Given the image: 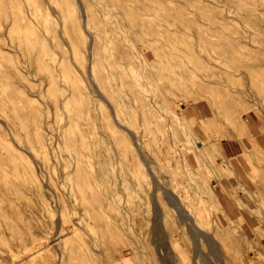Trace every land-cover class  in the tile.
Segmentation results:
<instances>
[{
	"label": "rangeland",
	"instance_id": "1",
	"mask_svg": "<svg viewBox=\"0 0 264 264\" xmlns=\"http://www.w3.org/2000/svg\"><path fill=\"white\" fill-rule=\"evenodd\" d=\"M80 1L0 0V264L40 237L43 253L16 264H194L186 238L183 261L168 256V190L187 210L204 202V230L222 220L237 236L202 241L214 264H264V12L247 21L232 0H89V21ZM212 14L227 17L214 37ZM73 138L90 152L81 174ZM121 171L144 183L135 196Z\"/></svg>",
	"mask_w": 264,
	"mask_h": 264
},
{
	"label": "bare ground",
	"instance_id": "2",
	"mask_svg": "<svg viewBox=\"0 0 264 264\" xmlns=\"http://www.w3.org/2000/svg\"><path fill=\"white\" fill-rule=\"evenodd\" d=\"M52 1V0H51ZM212 3H214L215 0H208ZM233 3H235V13L236 15L242 19V20H252L253 17H256L260 14H262V12H264V9H262L257 0H232ZM24 2V1H23ZM37 2V1H36ZM43 2V1H42ZM77 2V0H76ZM81 8H82V11L84 12L85 15H87V17L89 18V21H96V18H95V13H93L90 9V3H89V0H81ZM79 2V3H80ZM109 2V1H108ZM78 3V2H77ZM116 3V2H115ZM37 5H39V7H42V4L37 2ZM78 5V4H77ZM48 6V5H47ZM119 6V5H118ZM80 7V6H79ZM97 7V6H96ZM204 7L202 1H200V4H199V9L201 10L202 8ZM44 8V7H43ZM79 9V8H78ZM98 9V8H97ZM71 10V9H70ZM15 11V10H14ZM27 11V10H26ZM25 11V12H26ZM40 11V10H38ZM80 11V10H79ZM101 11H102V14H108L109 13V10L107 8H103L101 7ZM81 13V12H80ZM23 15V14H22ZM114 15V14H113ZM112 15V16H113ZM213 15V14H212ZM210 16L209 19L211 21V26L209 27V30H208V35L210 37H214L216 35V31H217V28L219 27H222L225 25L224 21L227 19V17H225L224 15H221V16H218V15H213V16ZM20 16V15H19ZM40 16V15H39ZM41 16H43L41 14ZM115 16V15H114ZM49 17V16H48ZM39 18V17H38ZM84 18V17H83ZM115 18V17H114ZM200 18L202 21V15H200ZM192 19V18H191ZM7 20V19H6ZM23 20V19H22ZM84 21V20H83ZM2 22V21H1ZM202 26L199 25V29H201ZM6 29V28H5ZM83 29V27H82ZM99 29V28H98ZM97 29V30H98ZM31 30V29H30ZM2 32V31H1ZM20 32V31H19ZM100 32V29L98 31H96V33L94 34H91L90 36L93 37L92 38V51L93 52H96V50L98 49V36H99V33ZM129 35V34H128ZM89 36V35H88ZM89 36V37H90ZM90 39V38H89ZM199 39L202 41L204 40L205 38L203 37V35L201 34V31H199ZM209 43H212L211 41H209ZM10 45V44H9ZM13 45V44H12ZM60 45V44H59ZM50 46V45H49ZM88 47V46H87ZM104 47V46H103ZM119 47V46H118ZM1 48V47H0ZM3 48V47H2ZM60 49V48H59ZM58 49V50H59ZM8 50V49H7ZM57 50V51H58ZM64 50V49H63ZM66 51V50H65ZM86 51V50H85ZM9 52V51H8ZM62 52V51H61ZM3 54V53H2ZM64 54V53H63ZM66 54V52H65ZM61 55V53H60ZM121 55V54H120ZM68 56V55H67ZM71 56V54H70ZM8 57V56H7ZM11 57V56H10ZM66 57V56H65ZM18 58V57H17ZM60 58V57H59ZM69 58V57H68ZM24 59V58H23ZM64 59V58H63ZM70 61V60H69ZM110 61V60H109ZM127 61V60H126ZM91 62V61H90ZM92 63H95V60L93 59ZM182 66L181 65V69H182ZM86 67V66H85ZM184 71H185V66L183 67ZM87 69V68H86ZM75 70V69H74ZM81 70V69H80ZM21 71V70H20ZM85 72L87 70H84ZM94 71V70H93ZM183 71V72H184ZM187 70L184 72L186 73ZM36 73V71H35ZM223 73H226L228 74V70L225 69L223 70ZM23 74V73H22ZM71 74V73H70ZM96 74V73H95ZM40 75V74H39ZM88 75V74H86ZM186 75V74H185ZM25 77V76H24ZM28 77V76H27ZM42 77V76H41ZM60 77V76H59ZM90 80V79H89ZM96 80L100 82V85H102V83L104 82V76L103 75H99L98 77H96ZM22 81V80H21ZM126 81V80H125ZM16 83V82H15ZM122 83V82H121ZM45 85V84H44ZM44 88V87H43ZM131 88V87H130ZM133 90V89H132ZM7 91V90H6ZM31 91V90H30ZM33 91V90H32ZM15 93V92H14ZM25 93V92H24ZM17 94V93H16ZM8 95V94H7ZM29 95V94H27ZM74 95V90H72L68 96H73ZM23 96V95H21ZM26 96V95H25ZM103 96V95H102ZM106 96V95H105ZM108 96H111V93L108 94ZM2 97V96H1ZM10 97H14V96H10ZM30 97V96H27V98ZM35 97V96H34ZM56 97V96H55ZM104 97V96H103ZM3 98V97H2ZM36 98V97H35ZM79 98V97H78ZM102 98V97H101ZM106 98V97H105ZM9 99V98H7ZM14 99V98H13ZM12 99V100H13ZM22 99V98H21ZM55 99V98H54ZM59 99V98H58ZM108 98H106L105 100H107ZM110 99V98H109ZM2 101L0 102L2 104L3 99H1ZM11 100V99H10ZM24 101V100H23ZM32 101V99H31ZM35 101V100H34ZM58 101V100H57ZM108 101V100H107ZM111 101V100H110ZM15 102H16V99H15ZM106 102V101H105ZM24 103V102H23ZM28 104V102H26ZM59 103V101H58ZM108 103V102H107ZM0 104V105H1ZM14 104V103H13ZM26 104V105H27ZM5 105V104H4ZM17 105V104H15ZM52 105V104H51ZM109 105V104H108ZM18 107H20V105H17ZM15 106V107H17ZM1 107V106H0ZM13 107V106H12ZM31 107V106H30ZM29 107V108H30ZM101 107V106H100ZM229 107V106H228ZM4 108V106H3ZM103 108V107H102ZM2 109V108H1ZM22 109V108H20ZM18 109V110H20ZM28 109V108H27ZM110 109V108H109ZM23 110V109H22ZM30 110V109H29ZM33 112H34V109H32ZM58 110V108H57ZM230 112L233 111L231 109V107L229 108ZM17 111V109H16ZM77 111V114L80 115L81 113V110H79V108L76 109ZM23 112V111H22ZM22 112L20 111V113L22 114ZM29 112V111H28ZM58 113V112H57ZM114 113V115H113ZM111 113L114 118L113 120H115L114 122H116V119L117 118V109L114 108V112ZM17 114V112L15 113ZM19 114V113H18ZM34 114V113H33ZM233 114V113H232ZM20 115V114H19ZM34 116V115H33ZM32 116V117H33ZM36 116V115H35ZM19 117H22V116H19ZM37 117V116H36ZM142 117L144 118V113L142 112ZM141 117V118H142ZM25 118V117H24ZM110 118V117H109ZM119 118V117H118ZM142 118V119H143ZM21 119V118H20ZM27 119V118H26ZM31 119V118H30ZM38 119V118H37ZM147 119V118H146ZM76 120V119H75ZM74 120V121H75ZM4 121V120H3ZM39 121V120H38ZM83 121V120H82ZM142 121H145V118L142 120ZM20 122V121H19ZM81 122V120H80ZM146 122V121H145ZM4 123V122H3ZM87 123V122H86ZM118 123V122H117ZM21 124V123H20ZM37 124H40V123H37ZM36 124V126H37ZM42 124V123H41ZM80 124V123H79ZM108 124V123H107ZM23 124H21L22 126ZM6 126V125H5ZM20 126V127H21ZM88 127V126H87ZM105 127V126H104ZM121 127V126H120ZM125 127V125H124ZM183 127V126H182ZM23 128V127H22ZM128 128V127H126ZM25 129V128H24ZM40 129V126L39 128ZM82 129V128H81ZM80 129V130H81ZM129 129V128H128ZM19 130V129H18ZM135 130V129H134ZM133 132V131H132ZM131 131H129L128 133H132ZM84 133V132H83ZM133 134V133H132ZM55 135V134H54ZM108 135V134H107ZM131 135V134H130ZM64 137V136H63ZM38 140H40V135L38 137H36ZM57 138V137H56ZM135 138V137H134ZM12 139V138H11ZM36 139V140H37ZM46 139V138H45ZM120 139V138H119ZM29 140V139H28ZM117 138H115L114 136L111 137V142L112 141H116ZM153 140V139H152ZM189 140V139H188ZM192 140V139H191ZM76 139L73 138V142H74V147H73V151L75 152V154L77 155L76 156V162H77V167H76V171H78V173H83L85 172V169L86 171L87 168L83 167L81 165V162H82V159L79 158L80 155L82 154V151L83 149H85L87 152H85V155L86 156H90V152L88 151L87 149V146H84L82 144H76ZM119 141V140H117ZM54 142V141H53ZM166 142V141H165ZM190 142V140H189ZM27 143V142H26ZM41 143V142H40ZM135 143V142H134ZM16 144V143H15ZM35 144H36V141H35ZM17 145V144H16ZM29 145V144H28ZM31 146V145H30ZM165 147V146H164ZM46 149V148H45ZM170 150V149H169ZM26 151V150H25ZM37 151V150H36ZM28 152V151H27ZM29 152H30V149H29ZM169 152V151H168ZM29 154V153H28ZM84 154V153H83ZM33 156V155H32ZM50 158V157H48ZM87 158V157H86ZM81 159V160H80ZM51 160V159H50ZM23 161V160H22ZM114 157H108L104 162H103V166H104V169H105V172H107L108 169H111L112 165H114ZM75 162V163H76ZM72 163V162H71ZM159 163V162H158ZM170 163V162H169ZM149 165V164H148ZM147 165V168L149 167ZM86 166V165H85ZM91 166V165H90ZM111 166V167H110ZM227 167H231V164L230 163H227L225 165ZM162 167V166H161ZM7 168V167H6ZM128 169H131V167H127ZM151 168V166L149 167V169ZM8 169V168H7ZM90 169V168H89ZM150 172H151V176L154 178V179H157V177L155 176V174L153 173V171L150 169ZM221 175H224V173L221 171L220 172ZM15 175V174H14ZM4 177V176H3ZM108 177V175H107ZM5 178V177H4ZM108 179V178H107ZM115 180H117V178H114ZM118 179L121 181L122 185L125 186L128 190H127V194L128 196H135L137 193H138V189H141L142 188V185H144V183L139 180V178H134L135 180L131 181L129 180V177L127 176V174H125L123 171L120 172V178L118 177ZM83 182V181H82ZM156 182V181H155ZM159 182V181H158ZM176 182V181H175ZM160 183V182H159ZM82 184V183H81ZM94 184V182L92 183V185ZM155 184V183H154ZM160 185V184H159ZM69 186V185H68ZM85 186V184H84ZM161 187V185H160ZM51 188V187H50ZM53 190V189H51ZM97 191V190H95ZM165 191V190H164ZM166 192V195H169V198H167V201L169 204L175 206L177 212H178V215L175 216V220H176V226L172 229H170L168 232H164L162 234V237L164 236V238H166L167 240V246H166V249L167 250H170V255H168L169 257L170 256H178L180 257V259L182 260L181 258V254H180V250H179V243H180V240L181 239H184L186 238V244H188V250L192 251L193 253V260H194V264H199V260L200 262L204 263V264H214L212 259H211V252H212V247L216 246V244L218 243L217 240V237H221V236H226V237H229V239L231 240V242L237 246L238 242H237V236L236 235H233L231 232H229L228 230L226 229H223L224 227H222V220H214V224L213 226H211L210 230L206 231L204 230L200 225H199V221L200 219H205L206 218V215L204 213L207 214V209L204 207V202L201 200L199 202V204L196 205V207L194 208H190L187 210V208H185V206L187 204H190L187 203L186 205L179 199L177 198V196L171 194L168 191H165ZM90 199V198H89ZM187 201V200H186ZM166 202V201H165ZM171 205H169L170 207H172ZM185 205V206H184ZM190 207V205H188ZM192 206V205H191ZM167 206V208H170ZM187 207V206H186ZM97 208V207H95ZM174 207L172 209H175ZM89 209V208H88ZM91 210V209H90ZM89 210V211H90ZM151 210V209H150ZM88 211V210H87ZM92 211V210H91ZM65 212V211H64ZM71 212V211H70ZM223 212V211H221ZM220 212V213H221ZM90 213V212H89ZM157 214H159L158 211H156ZM91 214V213H90ZM209 214V213H208ZM176 215V214H175ZM90 217V216H89ZM88 217V218H89ZM92 217V216H91ZM1 218V217H0ZM94 218V217H93ZM230 219V218H229ZM1 220V219H0ZM93 220V219H92ZM97 220V219H96ZM231 221H233L232 219H230ZM69 222V221H68ZM100 222V221H99ZM3 223V221H2ZM236 223V222H235ZM71 224V223H70ZM237 224V223H236ZM65 225V224H64ZM240 225V224H239ZM238 226V225H237ZM61 227V226H60ZM56 231V230H55ZM72 232V231H70ZM12 233V232H11ZM114 235V234H113ZM107 236V235H106ZM80 238V237H79ZM78 238V239H79ZM55 239V238H54ZM217 239V240H216ZM203 240H205L208 244L211 245V248L209 251H206L204 248H203ZM44 241H47V239L45 240V238L42 240L41 237L38 239H35V240H32V242L29 244L28 242L24 241L21 245V248L16 250V252H12L10 253L12 255V261H14V264L16 263H19L23 257H26L28 256L29 258H33V257H36L40 254L43 253V251L45 250V243ZM217 242V243H215ZM221 243V242H220ZM222 245V244H221ZM73 246V245H72ZM77 246V245H76ZM218 246V245H217ZM78 247V246H77ZM223 247V246H222ZM224 249V248H223ZM69 250V249H68ZM214 250V249H213ZM220 250V248H219ZM261 250V249H260ZM73 251V250H72ZM219 252V251H218ZM71 253V250L70 252H68V254ZM74 253V252H73ZM260 255V258H264V253H261L259 252L258 253ZM69 256V255H68ZM72 256V255H71ZM74 256V255H73ZM167 256V257H168ZM67 257V255H66ZM11 258V256H10ZM59 258V257H58ZM124 259H117V264H122L124 262ZM198 260V261H197ZM237 260V259H236ZM33 261V260H32ZM123 261V262H122ZM183 261V260H182ZM181 261V262H182ZM74 262V261H73ZM192 262V261H191ZM169 263V262H168ZM11 264V263H10ZM13 264V263H12ZM74 264V263H73ZM181 264V263H180ZM183 264V263H182Z\"/></svg>",
	"mask_w": 264,
	"mask_h": 264
},
{
	"label": "crops",
	"instance_id": "3",
	"mask_svg": "<svg viewBox=\"0 0 264 264\" xmlns=\"http://www.w3.org/2000/svg\"><path fill=\"white\" fill-rule=\"evenodd\" d=\"M236 144V141L234 140H224L222 142V151L225 156H232L235 152L234 145Z\"/></svg>",
	"mask_w": 264,
	"mask_h": 264
}]
</instances>
